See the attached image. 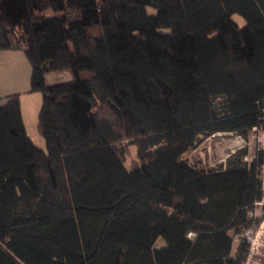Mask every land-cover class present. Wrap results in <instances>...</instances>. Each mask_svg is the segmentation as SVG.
Returning a JSON list of instances; mask_svg holds the SVG:
<instances>
[{"label": "trees", "instance_id": "16d2710c", "mask_svg": "<svg viewBox=\"0 0 264 264\" xmlns=\"http://www.w3.org/2000/svg\"><path fill=\"white\" fill-rule=\"evenodd\" d=\"M0 50L29 63L45 145L5 95L0 264L245 263L263 152L208 170L181 155L264 122V0H0Z\"/></svg>", "mask_w": 264, "mask_h": 264}, {"label": "rangeland", "instance_id": "374dc122", "mask_svg": "<svg viewBox=\"0 0 264 264\" xmlns=\"http://www.w3.org/2000/svg\"><path fill=\"white\" fill-rule=\"evenodd\" d=\"M151 12V9H148ZM234 21L241 25L243 19L234 14L232 15ZM21 52V51H20ZM23 58H25L22 53ZM27 66L29 63L24 59ZM68 72V71H66ZM69 73L49 72L45 76V82L56 83L66 81L71 78ZM28 76L25 78L26 87ZM24 84H20L22 87ZM4 91V90H2ZM4 95V94H3ZM6 95V94H5ZM4 95V96H5ZM22 100L23 113L26 121V128L28 134L32 137V142L35 146L45 149L44 140L36 130L37 113L40 107L41 95L39 92H33L31 95H26ZM5 102V97H0V105ZM244 148L246 154L242 156V160L248 162L251 160L257 151L261 150L264 155V122L257 127L252 128L245 137H241L231 132H217L210 135H203L198 138L196 143L181 155L188 163L199 169H214L217 167H224L229 155ZM136 158L135 147L128 146L127 157L125 159V166L129 167L132 160ZM261 178L264 180V165L261 169ZM262 210L260 205H257L255 214L260 215ZM149 217L154 218L153 214ZM250 240L249 254L244 264H264V220H262L254 232H246ZM157 243H161L158 239ZM237 243V239L233 240V249Z\"/></svg>", "mask_w": 264, "mask_h": 264}, {"label": "crops", "instance_id": "0c3cea01", "mask_svg": "<svg viewBox=\"0 0 264 264\" xmlns=\"http://www.w3.org/2000/svg\"><path fill=\"white\" fill-rule=\"evenodd\" d=\"M24 59L20 51L0 50V97H4L5 94L7 95L12 92L19 93L20 109L26 133L33 140L27 132L22 105V100L27 97L26 95L33 93L28 91L29 85L26 87L25 78L28 76L27 84H29L30 66H27ZM66 71L62 70L57 72L69 73ZM21 83L24 85L19 87Z\"/></svg>", "mask_w": 264, "mask_h": 264}, {"label": "built area", "instance_id": "2783aa9c", "mask_svg": "<svg viewBox=\"0 0 264 264\" xmlns=\"http://www.w3.org/2000/svg\"><path fill=\"white\" fill-rule=\"evenodd\" d=\"M262 202H264V180H262V195L260 201L256 202L257 205H260ZM251 215V213L249 214ZM188 235H191V233H188Z\"/></svg>", "mask_w": 264, "mask_h": 264}]
</instances>
